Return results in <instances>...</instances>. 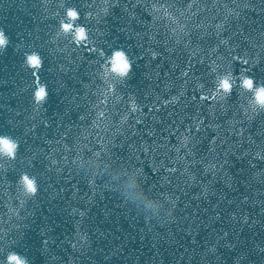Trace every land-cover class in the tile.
I'll return each instance as SVG.
<instances>
[{
	"label": "water",
	"instance_id": "water-1",
	"mask_svg": "<svg viewBox=\"0 0 264 264\" xmlns=\"http://www.w3.org/2000/svg\"><path fill=\"white\" fill-rule=\"evenodd\" d=\"M189 2L193 3L194 6L191 9H187L186 11H184L183 15H181V9L176 8L175 5L180 4L186 7L187 3ZM250 2L255 3L256 7L247 8V9L243 7L244 4H247ZM262 2H264V0H157V3L160 5L171 4L173 5V7L171 8L166 7L167 9L158 8L156 11V16L158 18L154 20L152 16L143 45L141 47L138 58L135 62V66L143 65V64L150 65V68H152L151 73L150 72L148 73L149 76L147 77L148 78L147 79V78H143L146 75L145 73L146 71L142 73L139 70V72L136 73L137 70H135L133 73L134 76L131 77V79L129 77L126 87L129 88L130 91L127 93L125 91L126 89L125 87L122 93V96L119 100V103L115 109V112L98 145V148H97L98 150H96L95 152V155L93 157V160L91 162V165L86 175V177H88L89 179H91V177L96 179V177L99 176L100 177L99 181L100 182L102 181L103 183L109 184L110 182H112L110 186L111 188L108 189L109 191H106L107 194L105 195V197H107L108 200L121 201L122 196L119 195L120 193L119 188L121 190V185H124L127 179L126 177L129 176V174L133 175L131 171L130 172L127 171L131 168L130 161H133L132 159L127 160V158L125 157L126 150L128 149L127 145L125 143L122 144V146L115 145L116 144L115 141L119 138L118 136L122 133V131H124V129H126L127 127L131 128L129 129L130 131L135 129L134 124L132 123L133 117H131L130 114H127L128 108H127L126 101H129L132 95L135 96L134 98L142 96L144 98L146 97L150 101L154 100L155 98L154 96L156 93L154 92L156 90L155 86L151 83H148L149 78L153 76L155 77L154 81L158 80V78H156L158 76H155V73H153V66H163V65L173 64V63H177V64L190 63V62L192 63L198 60L201 61L202 59L207 60V61H209V59L217 60L222 54L227 56L228 49L225 46H222L221 49L216 54H212L210 52L208 48V42L210 40L215 41L214 35L205 38V40L203 41L198 42L202 51L197 52L195 55H192V51H195V49H192V51H189L188 49L184 48V45L182 43L179 45H176L175 51H171L170 45H167L164 43L165 39H168L169 36H171V42L172 44H175L176 37L174 35H170L171 27L173 26L177 28V33H180V29L178 25H181L182 23V25H185L188 29H191L190 33L185 32L183 34L184 35L183 37L185 39L191 37L194 41H196V38L199 36L201 27L204 25V22H208L210 20L211 24H215L219 19L226 17L227 24L225 25L224 32L221 34V36H227V35L230 36V34L232 35L234 32H236L237 26L239 25L242 26V29H243L242 32L236 34L235 36L233 35L230 36L231 37L230 43L240 45V48L238 51L241 55L244 54L245 49L250 51V54L251 53L253 54V52L256 54L259 51V49L255 47V44L260 42V37L257 36L256 41H254L253 43H249L245 39V34H256L261 31H264V11H259V9L264 8V3ZM225 5H227L228 8H231L235 5L240 6L235 9L236 13L239 15V18L235 17L233 13L228 12V8H226ZM167 11L168 12L171 11L172 15L177 17V20L173 21L171 18H169V22H168L164 18L165 16L164 12H167ZM207 12L209 13V16H207ZM196 18H203V21L200 22L198 26H195L193 24ZM156 22L158 25L155 27L154 23ZM208 31L214 32L215 28L209 27ZM156 40H158L159 42H156ZM152 48H155L159 53H161V55L152 57L149 51V49H152ZM236 54H237V51L232 52L233 56H235ZM261 55H264V52H262ZM196 72H199V69H197ZM178 81H182V80H178ZM137 100L139 101L140 98H137ZM124 102L126 103L123 104ZM143 109H146V107ZM155 109L156 108H154V110ZM156 111H160V110L157 109ZM136 114L138 115V113ZM122 115H126L127 119L123 122L120 119V121L117 122V120L121 118ZM150 116L153 117L152 115ZM150 120H153V119H151L150 117H148L147 119L143 118L142 121H139L138 123L139 124L142 123V125L146 127L147 124H149ZM116 123H118L119 125H121V123L125 125L129 124V125L126 126L125 128L123 126H118V124ZM143 131L144 130H141V129L137 130V132H134L132 134V137L133 136L134 138L136 137L135 139L137 140V137H139L138 135H140V132L141 134L145 133ZM210 134L212 133L210 132ZM125 137H128L129 139H131L128 136V134H126ZM140 140H142V137H140ZM125 141L128 142L129 140L123 139V142ZM130 141L134 142V140H130ZM136 143L140 144V141L138 140L136 141ZM99 151L101 152V154L105 152L108 155L97 157L96 153H98ZM158 155L161 156L160 154ZM148 160L150 159L148 158L144 161L148 162ZM159 164H161V162H159ZM133 165H137V162H134ZM161 172L162 170L159 169L157 174L154 173L156 174L155 177L152 175L144 176L140 173L139 176H137L138 178H136L135 180V185L137 188L135 187L133 189L134 192L135 191L139 192L140 188L143 187L142 190L143 192L146 193V195H148V197H143L142 199H150L149 203L153 202L154 201L153 198L156 196L165 197V194L161 190H164V191H169V190H165L166 188L165 186H161L163 189H161V187L159 186L160 185L159 181L162 180V178H160L162 177V174H160ZM149 173H151L150 170L148 171V174ZM206 178L207 177H204V176L202 177V179H206ZM129 179H130V176H129ZM178 179L179 178H177V175L175 174L174 176H171V181L173 183L175 181H178ZM150 183L154 185H149ZM239 187L240 188H237V189H240L243 191L242 188L244 186L239 185ZM87 188H89V185L87 184V180L85 178L77 204L75 206V211L72 214L68 228L65 232L62 242L51 264H95L96 262L99 264H148L146 260H150V259H152V261H154L156 264H158L160 260L162 259L164 261L163 264H186L187 261H194L192 258L193 254L196 253L198 255L202 253L203 248L206 246L205 244H203V242H201L202 238L211 239L212 236H208L209 232L211 231L212 233L213 231L218 232V234L222 233L223 232L222 227H219L221 224H226L229 226L227 220L223 218V221L221 220L220 223L217 219H215L212 221L213 223H210V225L207 226L206 228L199 227L200 223L201 225L202 223L207 224V220L209 217L208 215L210 213L209 211L210 209L209 210H207L206 208L202 209V207H204L206 204L201 201L198 205H196V208L198 209V211H194L197 217L195 219L192 218L190 220V223L188 224L186 221H184L185 213H183L182 210H180V212L177 210L179 203L185 200L183 196L187 195L188 198L190 197L189 194L184 193V194H181L180 196L181 199L178 197L179 199L176 200L177 203H175V200L174 201L173 199L171 200V203H173V206H171L170 208H166L165 204H162V205L164 208L169 209V211L170 210L172 212L175 211L176 214L179 215V219H177L176 218L177 216H175V218L173 219L174 220L173 222L174 223L180 222L179 224L183 225L185 229L189 226V230H188L189 233L184 234V236H182L180 240L177 241V243L174 242L170 244L161 243L159 240L156 241L153 239V237L150 239L148 235L143 237L142 240H139L138 239L139 237L137 236L134 239L133 235L125 233L129 229H132L133 226L123 221V216H125L123 212L121 213L122 215L121 218H119L121 215H117L118 213L115 211H112L109 213L106 212V214L103 213L105 209H102L99 206L98 208L97 205H92L94 203L92 199L93 194L90 193L91 190L89 189L91 188L89 189ZM128 188L129 186H127L126 189ZM216 188L217 190L218 189L219 190H229L230 189L222 185V183L217 184ZM156 189L158 190L156 191ZM154 190H155V193H154ZM229 191H232V190H229ZM229 193H227L226 195L228 196ZM141 204H142V201L138 203L140 207H141ZM116 205L117 204H115L114 206ZM122 206L124 207H121V208H124L130 211L131 216L136 213L135 217L138 218V221L136 222L137 224H142L144 222L143 221L144 214L142 212L139 213L135 205H131L130 207L129 203L127 202V203L122 204ZM236 206L238 207L239 204H237ZM80 209H84L86 211V214L83 217H81L79 214ZM249 209L257 213L256 211L257 209H254L251 207H249ZM250 213L253 214L252 212ZM103 214L105 215V218L103 219V221H101ZM225 215H227V213ZM229 215L230 214H228L227 217H229ZM239 215H242V214H239ZM152 222H150L151 226L149 228L147 225L143 227L144 230L146 229L145 227H147L146 233L150 235L155 234L154 233L155 228H159V229L162 228L160 227L161 225L157 224L156 222L155 223H152ZM173 222L171 221L170 223H173ZM175 226L176 225H173V224L171 226V230L173 232L176 230ZM85 228H87L90 231H93V229H96V231H98L99 233L98 235L94 233V236L89 235L87 236V240H83L77 235V233H83ZM195 229L198 230L199 232L193 231ZM203 234H205V236ZM254 235L255 236L253 240H251L246 235L245 246L249 248V251L251 252L252 257H255L256 262L259 263L261 259H264V232L260 231L259 233L254 234ZM88 238H91V240H89ZM211 241L213 242V240ZM162 247H167L165 248L167 251L163 252L160 255L157 249H161ZM236 248L240 249L239 245ZM242 248H245V247H242ZM79 249L82 252L81 254H80ZM76 251L78 252V257L76 256L77 254ZM182 251L183 253L182 255H180V259H178V256L180 254L179 252H182ZM226 252L227 251L224 252V257L226 258L223 261L224 263L222 264H232V260L234 258V254L236 253V251L233 250V254H232V251L231 253H228V254H226ZM173 255L176 256L175 262H171V257ZM160 257L162 259H160ZM249 259L251 258L249 257ZM196 264H200V262H197ZM210 264H217V263L214 260H212Z\"/></svg>",
	"mask_w": 264,
	"mask_h": 264
},
{
	"label": "snow or ice",
	"instance_id": "snow-or-ice-1",
	"mask_svg": "<svg viewBox=\"0 0 264 264\" xmlns=\"http://www.w3.org/2000/svg\"><path fill=\"white\" fill-rule=\"evenodd\" d=\"M118 2V0H104V7L102 9L103 13L105 15H108L109 12H110V9H111V6L113 3H116ZM264 3V2H262ZM45 4L47 6H51V0H45ZM193 3L189 2L187 3L186 7L185 6H182L180 4H177L175 5L176 8H179L181 9V15H183V12L186 11L187 9H191L193 7ZM87 7L88 8H91L92 5L91 4H87ZM132 7L134 8L135 5H132ZM171 8L173 7V5L171 4H168V5H160L158 3H153V4H150L149 5V8L150 10L153 12V18L154 20L157 19L158 17L156 16V11L158 8ZM226 8H228L227 5H225ZM237 7H240L238 5H235L231 8H228V12L230 13H233L235 15V17L239 18V15L236 13L235 9ZM244 8H255L256 5L255 3L253 2H250V3H247V4H244L243 5ZM63 8L64 9V14L66 11H69V6L68 4L64 3L63 0H57V5H56V11L50 13L51 16L53 17H57L59 19V21H61L64 17V14L61 15L60 13V9ZM125 8L127 10L128 6L125 5ZM47 10V8H46ZM199 10V9H197ZM259 11H264V8H261L259 9ZM72 14L74 16H76L77 18L81 15L79 9L74 6L73 9H72ZM132 15H134L135 13H131ZM85 15L89 18V20H95V24L96 26L93 27V28H90L88 25L84 24L85 27L80 29L81 32H84L86 31L87 32V51H91V52H95L97 54V59L95 61H93V63H98L99 62V57H102L103 54H104V49L102 47H100L99 43H98V40L96 38V36L93 35V33H99L100 32V28L98 27V25L100 24L101 20H102V17L97 13L96 15H94V12L93 11H87L85 13ZM165 15L169 16L173 21H176L177 20V17L173 16L171 12H165ZM209 24H211V21L209 20L208 21ZM227 24V18H221L219 19L215 25H214V28H215V31L214 32H209L208 31V28H207V25H203L201 27V30H200V33H199V36L196 38V41H194L191 37L185 39L183 36H181L179 33H177V28L175 27H171L170 29V32L171 34H174L175 35V44H172L171 42V36H169L168 39H165L164 43L167 44V45H170V50L171 51H175L176 49V45H179V44H183L184 45V48L188 49L189 51H192V49H195V51H192V55H195L197 52H201L202 49L199 45V41H203L205 40V38L207 37H210V36H215V41H209L208 42V48L210 50V52L212 54H216L222 46H225L228 50H227V56H220L219 59L224 62L223 65L220 63V64H217L215 60H212V59H209V63L212 65V67L209 69V71L214 75H216V72L219 70V68L221 66L225 67L226 69L229 70V72L232 70V65H233V61L234 60H239L241 61L242 64L244 65H250V64H255L257 62H259L261 59H264V55H261L262 52H264V31H261L259 33H256V34H245V39L246 41H248L249 43H253L254 41H256L257 39V36L260 37V42L259 43H256L255 44V47L259 49V51L256 53L255 56L251 55L247 49L244 50V54H240L239 53V48H240V45L239 44H231L230 43V39L231 37L230 36H221V34L224 32V29H225V25ZM179 26V29H180V33L181 32H188L190 33L191 29H188L185 25H178ZM60 24L58 25V27L56 28L55 30V35L52 37L53 40H56L59 36H60ZM63 27L67 28L68 25L65 24L63 25ZM167 31V30H166ZM243 29H242V26H237V29H236V32H234L232 35L235 36L236 34L242 32ZM0 32H4L5 34L6 31L4 28L0 27ZM89 37H92L91 39H88ZM73 45L81 48V46H84V42L83 41H76V40H72L71 41ZM156 42H159L158 40H156ZM56 48L59 50V51H64L65 49L68 48V45L65 44L64 45V48H60L58 45L56 46ZM73 51H76V48H72ZM50 52L53 51L52 48L49 49ZM150 51V55L152 57H156L158 55H161V53H159L155 48H152V49H149ZM233 51H237V54L235 56L232 55V52ZM33 52H36V53H40L38 50H33L29 53H33ZM81 58H83V55H81ZM230 58V59H229ZM25 64L26 65H29L31 64V67L33 68L34 70V77H33V81L32 83L35 84V88H34V102L37 103V104H40L42 102V100L47 96V93H48V89H47V85L45 83H43L40 79V76H39V72H38V69L42 66L43 64V57L42 55L40 56V59L39 61L37 62L36 58L34 56H31V55H28L26 56V60H25ZM176 65H173V67H175ZM61 67H63V65H61ZM191 70V62L188 64L187 68L185 70H182L180 75L182 77H187V72ZM247 73V69H243L241 71V74H245ZM250 77H253L251 75H248ZM185 84L188 83L187 79H185ZM220 81L217 79L216 80V84H219ZM169 84H171V81H169ZM261 84L264 85V81H261ZM169 85L166 84L165 87H168ZM27 87V86H26ZM199 87L201 89L200 91V99L203 100L204 99V86L202 84H199ZM116 90V86L113 84L111 87H107L105 89V92H115ZM232 89H229L228 91H224L223 93L217 91V89H215L214 87V91H211L209 90V95H208V99H215V100H221V96L223 97V100L228 98L230 92H231ZM181 91L183 92V89H181ZM116 99H119V97H115ZM179 97L178 96H173V97H170V99L172 100H177ZM193 100H196L197 97L194 95L192 97ZM157 100H160V97L157 96ZM161 103L163 105H168L169 103V100L168 99H163L161 100L159 103L154 100L152 101V104L155 106L156 109H159L161 107ZM137 108V105L135 103V101L133 100L132 101V109H136ZM101 115H103V113H101ZM245 119L249 120V118L247 117V114L245 113ZM127 119V116L126 115H122L121 116V121H125ZM201 119H203V117L201 116ZM47 123V122H46ZM193 126L199 130L201 128V123L199 120H196V121H193ZM215 126V125H214ZM69 127H71V125H69ZM177 127H180V125H177ZM31 128H35V125H32ZM187 131L189 132V134L185 137H183V143H182V146L183 147H187V144H188V141L191 140V139H194V135L191 133V130L190 128L187 129ZM244 129L241 128L240 129V132L237 133V135H241L243 133ZM68 131L65 130L61 136L62 138L63 137H67L68 136ZM212 142H215L216 140V137H212ZM249 139H251L249 137ZM223 142V141H222ZM49 143H51V141H49ZM77 144H79V141H77ZM177 152L179 153V149H177ZM18 155V153L15 154V156ZM192 156V157H195L196 153L192 150V148H187V151L185 152V157L187 156ZM48 156L51 157V153H48ZM51 163H57L56 161H52ZM51 163L48 165V167L50 168L51 167ZM188 163H193L192 160H188ZM153 168L154 170H158L157 168V165L153 164ZM210 169H215V165H205V171H209ZM2 171V170H0ZM69 171H72V169H69ZM169 173L172 174V173H175L177 171V169L175 167L173 168H170L168 169ZM184 172H189V169L187 167H185L183 169ZM189 176L191 179H195V173H189ZM87 182L89 183V185H92L94 187L95 185V179H89L88 177H85ZM164 182L166 183H171V181H168L167 180V177H164L162 179ZM0 183H4V184H9V182L6 180V179H3V180H0ZM31 191L33 192H36V188L33 186ZM205 191H207V186H205ZM245 199H247V197H245ZM23 203V201H22ZM75 211V209H73ZM79 214L81 217H83L85 214H86V211L84 209H80L79 210ZM233 216L236 215V213H233L232 214ZM5 230H2L0 229V232H3ZM77 235L83 239V240H87V234L86 233H77ZM2 237V236H0ZM3 238V237H2ZM76 246V245H74Z\"/></svg>",
	"mask_w": 264,
	"mask_h": 264
},
{
	"label": "clouds",
	"instance_id": "clouds-1",
	"mask_svg": "<svg viewBox=\"0 0 264 264\" xmlns=\"http://www.w3.org/2000/svg\"><path fill=\"white\" fill-rule=\"evenodd\" d=\"M74 6H69V11H66L64 17L59 21V31L67 33L76 41H87V32H81L80 29L84 28V24H77V17L72 14ZM67 24L65 28L63 25ZM9 37L4 32H0V49H3L8 43ZM34 56L37 62L40 59V53H28ZM108 64L105 65V71L113 73L120 77H126L132 68V60L129 53L124 48H115L110 54L106 55ZM31 66V64H29ZM241 85L248 89H254L255 102L264 106V85L260 84L256 87V79L248 75H244L240 81ZM233 88L232 74H225L221 77L217 91L223 89L228 91ZM46 98V97H45ZM44 98V99H45ZM42 100V102L44 101ZM19 149V140L9 134H0V153L7 154L10 157H15ZM16 184L19 186V191H23L28 196L35 195L39 191V179L36 175L27 171L22 172L17 178ZM36 188V192L31 191L32 187ZM8 264H29V262L20 254L15 251L10 252L7 256Z\"/></svg>",
	"mask_w": 264,
	"mask_h": 264
}]
</instances>
